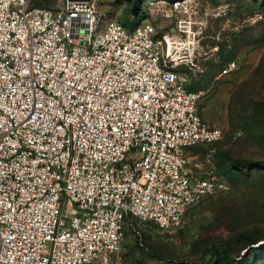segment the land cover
Here are the masks:
<instances>
[{
    "label": "built area",
    "instance_id": "2783aa9c",
    "mask_svg": "<svg viewBox=\"0 0 264 264\" xmlns=\"http://www.w3.org/2000/svg\"><path fill=\"white\" fill-rule=\"evenodd\" d=\"M43 1L0 0V264H90L120 249L129 218L176 228L227 189L189 159L223 131L148 15Z\"/></svg>",
    "mask_w": 264,
    "mask_h": 264
},
{
    "label": "rangeland",
    "instance_id": "374dc122",
    "mask_svg": "<svg viewBox=\"0 0 264 264\" xmlns=\"http://www.w3.org/2000/svg\"><path fill=\"white\" fill-rule=\"evenodd\" d=\"M96 1L124 22L148 15L169 37L187 86L204 91L203 119L223 131L189 149L191 168L229 187L192 204L176 228L129 218L120 249L90 264H264V0ZM214 248L230 256L214 259Z\"/></svg>",
    "mask_w": 264,
    "mask_h": 264
},
{
    "label": "trees",
    "instance_id": "16d2710c",
    "mask_svg": "<svg viewBox=\"0 0 264 264\" xmlns=\"http://www.w3.org/2000/svg\"><path fill=\"white\" fill-rule=\"evenodd\" d=\"M130 18V17H129ZM141 19V16L138 12H136V14H133V16H131L130 19H127L126 20V23H129V24H136L139 20ZM194 146H192L191 148H193ZM143 222V221H142ZM145 223H148V222H145ZM152 223V222H150ZM255 239H251L250 240V243H248V245L246 247H248L249 245L255 243ZM212 256L214 257V259H217V258H221L223 256H230L229 252L228 251H225V250H220L219 248H214V250L212 251Z\"/></svg>",
    "mask_w": 264,
    "mask_h": 264
},
{
    "label": "bare ground",
    "instance_id": "6f19581e",
    "mask_svg": "<svg viewBox=\"0 0 264 264\" xmlns=\"http://www.w3.org/2000/svg\"><path fill=\"white\" fill-rule=\"evenodd\" d=\"M168 41H169V39H168ZM168 46H169V49H171L170 43L168 44Z\"/></svg>",
    "mask_w": 264,
    "mask_h": 264
}]
</instances>
